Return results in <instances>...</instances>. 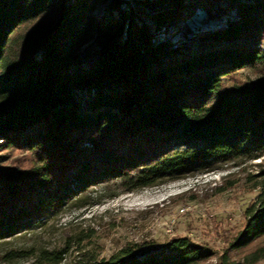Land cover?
I'll list each match as a JSON object with an SVG mask.
<instances>
[{
  "label": "trees",
  "instance_id": "16d2710c",
  "mask_svg": "<svg viewBox=\"0 0 264 264\" xmlns=\"http://www.w3.org/2000/svg\"><path fill=\"white\" fill-rule=\"evenodd\" d=\"M197 9L223 22L173 40ZM262 40L264 0H0V160L27 154L26 164L0 166V239L70 205L264 157V78L236 76L264 75ZM254 176L236 248L264 238V168ZM156 249L126 245L90 264H204L214 255L187 236ZM262 257L264 246L245 258ZM217 264L241 263L223 253Z\"/></svg>",
  "mask_w": 264,
  "mask_h": 264
},
{
  "label": "rangeland",
  "instance_id": "374dc122",
  "mask_svg": "<svg viewBox=\"0 0 264 264\" xmlns=\"http://www.w3.org/2000/svg\"><path fill=\"white\" fill-rule=\"evenodd\" d=\"M103 8L98 7L93 14L100 15ZM221 22L208 19L205 11L197 9L177 30L174 28L172 39L182 41L198 29ZM92 45L93 59L98 45ZM260 47L264 49V40ZM236 76L244 80L264 78L252 68L241 69ZM2 155L1 167L13 160L21 165L27 163V154L20 151ZM262 162L264 157L215 163L205 170L158 185L117 191L89 206H67L38 226L0 239V264H90L126 245L138 244L144 252L149 247L161 250L171 238L183 236L213 250L214 255L204 264H217L223 253L233 261L248 264L251 259L245 257L264 246V238L240 248L233 244L245 225V208L257 194L254 183L261 177L254 175H260L264 167L258 164ZM10 251H28V254L9 258ZM42 251L60 253L61 258L47 261L41 257ZM251 264H264V257Z\"/></svg>",
  "mask_w": 264,
  "mask_h": 264
},
{
  "label": "bare ground",
  "instance_id": "6f19581e",
  "mask_svg": "<svg viewBox=\"0 0 264 264\" xmlns=\"http://www.w3.org/2000/svg\"><path fill=\"white\" fill-rule=\"evenodd\" d=\"M126 2L130 5V6H134V0H126ZM107 3H104V4H101L100 6L103 8L106 6ZM144 21L147 23V24H150L151 25V21L149 19L145 20L144 18Z\"/></svg>",
  "mask_w": 264,
  "mask_h": 264
}]
</instances>
